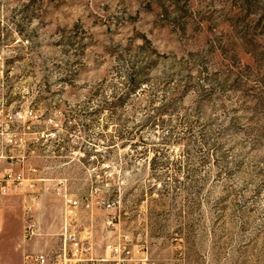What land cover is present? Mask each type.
Listing matches in <instances>:
<instances>
[{
    "label": "rangeland",
    "instance_id": "374dc122",
    "mask_svg": "<svg viewBox=\"0 0 264 264\" xmlns=\"http://www.w3.org/2000/svg\"><path fill=\"white\" fill-rule=\"evenodd\" d=\"M10 170L0 264H264V0H0Z\"/></svg>",
    "mask_w": 264,
    "mask_h": 264
},
{
    "label": "built area",
    "instance_id": "2783aa9c",
    "mask_svg": "<svg viewBox=\"0 0 264 264\" xmlns=\"http://www.w3.org/2000/svg\"><path fill=\"white\" fill-rule=\"evenodd\" d=\"M20 180V177L14 178L10 172L3 177H0V201L10 195L12 192L11 186L15 184L16 181ZM73 208L79 206V201L68 200ZM67 230V225L65 226ZM2 229L0 227V233ZM38 224L34 220H29L25 226V238L32 239L39 236ZM64 244L61 250L52 252H40L37 254L26 255L23 264H109L110 261L115 264H120L121 254L126 250H122L121 246L112 247L111 256L112 259L99 257L93 253H89L91 248L86 247L84 243L77 240L74 234H69V236L64 238ZM86 240L88 238L86 237ZM84 240V241H86ZM129 253V252H128Z\"/></svg>",
    "mask_w": 264,
    "mask_h": 264
},
{
    "label": "crops",
    "instance_id": "0c3cea01",
    "mask_svg": "<svg viewBox=\"0 0 264 264\" xmlns=\"http://www.w3.org/2000/svg\"><path fill=\"white\" fill-rule=\"evenodd\" d=\"M1 223L5 226H7V224H5V222H3V221L0 222V227L3 231V226ZM5 226H4V228H5ZM6 234H7L6 232H4V234H2L3 240H5ZM23 237L25 239V242H28V244H26L24 246V249H23V261H24V258L26 255L37 254L40 252H52V251L61 250V248L63 247L64 241H65V239H63V244H61V245L51 243L47 248L43 247V246H39L38 243L32 242L33 238L32 239L25 238V227H24V236Z\"/></svg>",
    "mask_w": 264,
    "mask_h": 264
},
{
    "label": "trees",
    "instance_id": "16d2710c",
    "mask_svg": "<svg viewBox=\"0 0 264 264\" xmlns=\"http://www.w3.org/2000/svg\"><path fill=\"white\" fill-rule=\"evenodd\" d=\"M141 85H143V83L141 82V83H139L138 85H137V88H140L141 87Z\"/></svg>",
    "mask_w": 264,
    "mask_h": 264
}]
</instances>
